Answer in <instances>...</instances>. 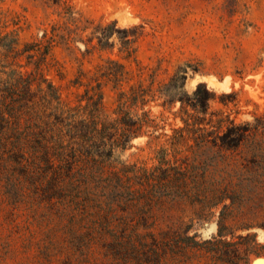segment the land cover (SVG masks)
<instances>
[{
	"label": "trees",
	"instance_id": "trees-1",
	"mask_svg": "<svg viewBox=\"0 0 264 264\" xmlns=\"http://www.w3.org/2000/svg\"><path fill=\"white\" fill-rule=\"evenodd\" d=\"M64 21L19 47L14 31L0 32V190L15 203L26 196L44 209L69 248L79 253L98 246L119 264H160L185 256L207 255L211 264H249L264 257V123H237L229 114L210 111L215 93L198 83L188 94L187 73L178 69L166 82L153 75L122 89L126 67L107 58L87 82L78 69L72 85L83 86L75 104L41 73L55 46L72 52L91 28L83 56L109 48L111 23L92 26L67 8ZM119 51L128 57L127 30ZM97 40L92 45V39ZM24 65L19 64L20 59ZM78 60V59H77ZM23 66L32 70L20 71ZM117 91L111 116L101 113V87ZM226 97V95H223ZM225 106L226 103L222 101ZM177 109L179 125L163 131L162 113L151 106ZM161 130V133L158 132ZM164 138L155 164L146 167L115 156L135 139ZM172 211L190 221L215 217L216 233L197 242Z\"/></svg>",
	"mask_w": 264,
	"mask_h": 264
},
{
	"label": "rangeland",
	"instance_id": "rangeland-1",
	"mask_svg": "<svg viewBox=\"0 0 264 264\" xmlns=\"http://www.w3.org/2000/svg\"><path fill=\"white\" fill-rule=\"evenodd\" d=\"M67 8L82 24L88 20L91 27L114 25L108 40L112 45L103 51L93 49L81 55L91 28L81 33L72 52L61 46L51 49L49 65L42 67L41 73L58 88L63 101L75 104L83 94V86L72 85L79 68L87 72L85 83L97 65L111 58L129 73L122 89L148 80L149 75L155 82H166L180 68L187 73L188 94L198 83L215 93L209 102L210 111L229 114L237 123H254V118L264 123V0H0V32L14 31L21 47L39 38L51 24L63 22ZM121 30H127L132 41L128 57L119 51V38L125 35ZM96 42L93 38L91 44L95 46ZM19 64L24 65L25 60L20 59ZM31 70V66L20 68ZM101 91V113L111 116L117 91L110 84L102 85ZM177 106L171 110L151 106L152 114L162 113V132L166 134L179 125L172 115ZM163 140L138 138L115 156L120 162L150 167ZM171 213L181 218L183 228L190 225L187 235L195 236L197 242L216 233L215 217L197 223L190 221L188 211ZM253 232L256 242L263 244V231ZM63 237L44 215V209L32 204L29 196L15 203L0 190V264H119L98 246L81 253L74 251ZM186 253L160 264L212 263L207 255ZM258 260L264 257H251L249 264Z\"/></svg>",
	"mask_w": 264,
	"mask_h": 264
},
{
	"label": "bare ground",
	"instance_id": "bare-ground-1",
	"mask_svg": "<svg viewBox=\"0 0 264 264\" xmlns=\"http://www.w3.org/2000/svg\"><path fill=\"white\" fill-rule=\"evenodd\" d=\"M255 264H264V260H259Z\"/></svg>",
	"mask_w": 264,
	"mask_h": 264
},
{
	"label": "water",
	"instance_id": "water-1",
	"mask_svg": "<svg viewBox=\"0 0 264 264\" xmlns=\"http://www.w3.org/2000/svg\"><path fill=\"white\" fill-rule=\"evenodd\" d=\"M259 261V260H258ZM257 262V261H256Z\"/></svg>",
	"mask_w": 264,
	"mask_h": 264
}]
</instances>
